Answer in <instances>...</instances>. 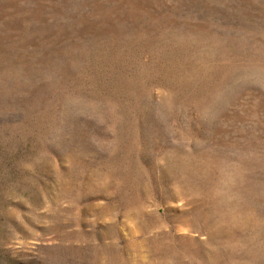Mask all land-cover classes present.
Here are the masks:
<instances>
[{"label":"rangeland","instance_id":"rangeland-1","mask_svg":"<svg viewBox=\"0 0 264 264\" xmlns=\"http://www.w3.org/2000/svg\"><path fill=\"white\" fill-rule=\"evenodd\" d=\"M0 264H264V0H0Z\"/></svg>","mask_w":264,"mask_h":264}]
</instances>
